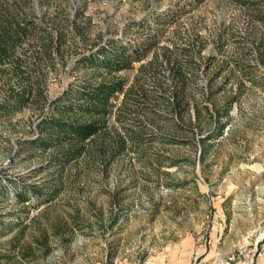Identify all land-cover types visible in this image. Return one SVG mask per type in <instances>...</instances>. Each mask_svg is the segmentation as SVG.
I'll return each mask as SVG.
<instances>
[{"label":"rangeland","instance_id":"obj_1","mask_svg":"<svg viewBox=\"0 0 264 264\" xmlns=\"http://www.w3.org/2000/svg\"><path fill=\"white\" fill-rule=\"evenodd\" d=\"M1 1L31 23L0 65V229L27 226L14 247L2 231L0 264H264V0ZM109 42L145 47L119 73L137 91L56 164L41 123Z\"/></svg>","mask_w":264,"mask_h":264},{"label":"trees","instance_id":"obj_2","mask_svg":"<svg viewBox=\"0 0 264 264\" xmlns=\"http://www.w3.org/2000/svg\"><path fill=\"white\" fill-rule=\"evenodd\" d=\"M241 1L247 7L257 6V0ZM6 5L0 0V65L6 60L11 59L12 61L13 50L26 34L31 23L17 9L11 10ZM255 17L264 19L260 14ZM48 39V43L51 45L55 42L54 35H49ZM51 45L44 44L42 46L50 50ZM144 48L138 49L128 43L113 45L112 42H109L106 48L98 47L95 54L87 59L94 72L83 79L81 83L69 87L63 96L54 101L57 102L54 106L55 109L41 123L40 138L35 144L45 148L53 147L57 154L52 159L57 161L56 164H64L79 158L87 150L89 142L108 133L113 98L122 95L124 103L125 96L137 91L135 84L127 86V80L122 78L119 73L131 68L132 63L141 58ZM14 67L20 68L17 61H14ZM242 70L250 74L248 69L243 68ZM175 74L178 75V73ZM234 98L219 106H214L212 110L207 109L212 121L218 123L216 131L211 133L207 137L208 139H216L221 135L225 124L221 121L227 120ZM189 107L190 104L187 103L186 108ZM118 136V149L121 150L125 146V139L120 134ZM203 156L204 153L202 158ZM28 191L25 189L16 195L18 204L24 205L30 201ZM26 227V225H22V222L3 224L0 236L3 232H11L19 228L12 242L14 247L24 238ZM40 232L42 240L39 241V244L45 245L47 231L41 230ZM31 250L32 248L29 246L24 252H31ZM3 254L2 256H7L6 253ZM25 255H29V253H25Z\"/></svg>","mask_w":264,"mask_h":264}]
</instances>
